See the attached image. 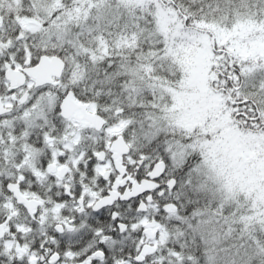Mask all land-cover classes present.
<instances>
[{"label":"snow or ice","instance_id":"1","mask_svg":"<svg viewBox=\"0 0 264 264\" xmlns=\"http://www.w3.org/2000/svg\"><path fill=\"white\" fill-rule=\"evenodd\" d=\"M196 238L264 264V0H0V264H195Z\"/></svg>","mask_w":264,"mask_h":264},{"label":"trees","instance_id":"2","mask_svg":"<svg viewBox=\"0 0 264 264\" xmlns=\"http://www.w3.org/2000/svg\"><path fill=\"white\" fill-rule=\"evenodd\" d=\"M181 215L184 218V223L180 224L182 229L187 231L186 225L191 224L195 227L197 220L200 217H196L193 213L198 211H204L206 208H214L215 204L211 203L206 196H192L191 202L182 200ZM173 223H176L173 221ZM190 237H193L192 232H188ZM240 241L237 239H231L228 241H221L220 243H202L196 238L195 245L191 246L190 251L195 257V264H239L240 257L238 256V245Z\"/></svg>","mask_w":264,"mask_h":264}]
</instances>
